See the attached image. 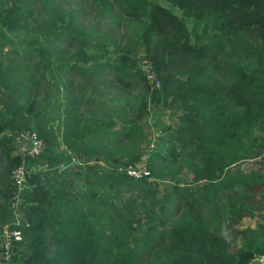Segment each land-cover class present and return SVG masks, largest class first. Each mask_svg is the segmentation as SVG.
Masks as SVG:
<instances>
[{
	"label": "trees",
	"instance_id": "obj_1",
	"mask_svg": "<svg viewBox=\"0 0 264 264\" xmlns=\"http://www.w3.org/2000/svg\"><path fill=\"white\" fill-rule=\"evenodd\" d=\"M77 1L0 0V228L13 221L9 171L25 167L9 264L264 255V223L242 228L233 250L220 235L264 199V176L237 166L264 157V0ZM105 22L123 26L122 46ZM108 75L127 92L102 99ZM151 106L174 120L147 161L149 177L169 181L161 189L124 173L140 159ZM17 132L43 140L36 158L16 151ZM183 170L190 187L173 180Z\"/></svg>",
	"mask_w": 264,
	"mask_h": 264
},
{
	"label": "rangeland",
	"instance_id": "obj_2",
	"mask_svg": "<svg viewBox=\"0 0 264 264\" xmlns=\"http://www.w3.org/2000/svg\"><path fill=\"white\" fill-rule=\"evenodd\" d=\"M156 1L160 5L168 7L167 3L163 2L162 0H156ZM81 2H83V0L77 1V3H81ZM174 12L178 14V12L176 10ZM106 25H111V22H105L103 27ZM110 27L113 30L118 31V35H117L115 44H117V46H119V47L122 46L124 41H125L124 35H123L124 31L122 28L123 26L117 27V26L111 25ZM6 49H8V46L4 47V50H6ZM137 55H139V51H137ZM140 58H141V55H140ZM137 64L141 70H144L143 68H147L146 62H144L142 59H141V61H138ZM76 81L80 82L81 80H76ZM104 81H105L104 83H100L97 85V88L99 89V91L102 92V99L110 97L111 95L114 94L116 89H114L113 86L123 88L118 83V81H116L115 77H112L111 75L106 76L104 78ZM74 84L76 86L77 83H74ZM87 88H89V84L87 85ZM130 89L132 90V91H130L132 93V95L136 94V92L138 91L137 88L133 84L130 86ZM123 90L126 93L128 89L123 88ZM109 101H110V98H109ZM172 122L174 123V120L172 121V116L171 115L169 116L168 113L163 111L161 108H159L157 106H151L149 108L147 115L142 120V126L144 128L145 133H146V140L142 143L141 156H140L139 160L144 159V160H146V162L148 161V158L150 156V150L153 148V147H151L152 143L154 144L156 138L159 137V134H160L159 132H161V130L164 127L170 125ZM24 140H25L24 138L21 139L22 144L20 146V149L21 148L22 149L21 150L18 149V151L21 153H23V150L25 149V145H24L25 141ZM237 166L242 171L258 170L264 176V157H258L255 159H245V160L239 162ZM148 179H150L152 184H154L156 186V188H158V189H161V187H163L169 183L168 180L162 179V178H154V177L150 176L146 180H148ZM190 179H191V175L188 172L183 170L179 175H176L173 180H176L177 182H179L183 186L190 187L188 184ZM258 198H259V196H258ZM259 199H260V201L262 200V198H259ZM180 204H182V203H179V205ZM185 205L186 204L184 203V205L182 207H184ZM260 205H261V209L258 211V213H256L257 214L256 216L243 217V218H241V220H239V222L237 224H228V225H225L221 229L220 235L229 244V246L232 250L235 249L236 247H238V245H239L240 231L242 228H244V227L254 228L256 224H259V223L263 224L264 223V199L262 200ZM142 223H145L144 220L142 221ZM250 264H260V263L257 260H252V262Z\"/></svg>",
	"mask_w": 264,
	"mask_h": 264
},
{
	"label": "built area",
	"instance_id": "obj_3",
	"mask_svg": "<svg viewBox=\"0 0 264 264\" xmlns=\"http://www.w3.org/2000/svg\"><path fill=\"white\" fill-rule=\"evenodd\" d=\"M144 71L146 72L147 78H154V76L147 72V68H144ZM155 84L157 85L156 80ZM23 135L26 143L23 153H20L26 156L36 158L44 148L43 140L34 132H26L23 133ZM124 173L126 176L133 179H139L144 177L148 178L149 171L147 168L146 160L142 159L134 164L127 165L124 168ZM24 174L25 167L23 164L13 167L9 171V179L11 181V184L15 188V194L13 195L11 204L13 208V221L10 224H4L0 228V264L10 263L13 248L19 241H21V232L17 226L19 225L20 217V213L18 210V204L20 202L19 193L24 188ZM253 260H257L260 264H264V255L259 256Z\"/></svg>",
	"mask_w": 264,
	"mask_h": 264
},
{
	"label": "crops",
	"instance_id": "obj_4",
	"mask_svg": "<svg viewBox=\"0 0 264 264\" xmlns=\"http://www.w3.org/2000/svg\"><path fill=\"white\" fill-rule=\"evenodd\" d=\"M2 133H4V132H6V134H11L12 132L11 131H9V132H7V130H5V131H1ZM0 135H1V133H0ZM24 138V135H23V133H19V132H17L16 133V135H15V142L17 143V147H16V151L18 152V153H20L19 151H18V149H20V146H21V144H22V142H21V139H23ZM25 141V140H24ZM26 143V142H25ZM25 143H24V145H25ZM22 149V148H21ZM20 149V150H21Z\"/></svg>",
	"mask_w": 264,
	"mask_h": 264
}]
</instances>
